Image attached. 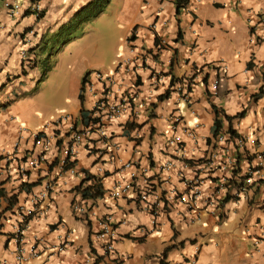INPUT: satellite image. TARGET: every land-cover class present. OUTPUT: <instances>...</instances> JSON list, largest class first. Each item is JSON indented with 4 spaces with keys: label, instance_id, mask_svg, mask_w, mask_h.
I'll list each match as a JSON object with an SVG mask.
<instances>
[{
    "label": "crops",
    "instance_id": "crops-1",
    "mask_svg": "<svg viewBox=\"0 0 264 264\" xmlns=\"http://www.w3.org/2000/svg\"><path fill=\"white\" fill-rule=\"evenodd\" d=\"M92 1L41 0L42 18L11 19L0 10V108L8 105L0 109V157H14L0 162L9 171L0 175V264H17L21 247L37 254L22 264H190L194 255L197 264H264L261 185L259 192L248 186L236 197L253 156H264V0H189L179 16L176 0H111L100 17L113 13V22H108L116 31L109 33L111 42L123 34L118 61L110 67L91 58L87 49L74 53L58 92L50 94L52 101L58 96L67 105L55 114L32 94L49 77L40 79L39 51L46 38L56 37ZM21 3L27 9V0ZM127 59L128 69L120 68ZM88 72L93 73L88 81L94 91H87L82 103ZM97 72L114 76L108 96L124 104L126 112L95 125L86 141L72 150L75 164L65 170L70 134L89 128L81 120L83 108L92 111L104 92ZM216 80L220 84L214 91ZM214 107L223 113L220 134L232 127L245 141L242 147L232 139L228 142L240 171L216 169L197 205H183L173 197V186L182 190L184 179L209 154L215 141ZM176 116L182 124L174 132ZM62 117L66 120L56 125ZM185 129L194 130L196 139H188ZM41 133L58 137L52 140L46 162L22 177L19 168L25 158L41 152ZM175 134L183 138L192 167L184 169L178 161L165 172L162 164L178 156L169 146ZM130 161L148 172H138L136 191L115 198V185L132 182L130 171L122 169ZM225 176L231 179L230 190L219 196L224 198L222 208L214 213L206 199L213 197ZM93 177L100 181L103 195L85 200L83 193L93 183L86 179ZM23 182L35 186L22 190ZM146 189L148 203L162 198L166 202L157 215L141 200ZM46 193L48 197H42ZM14 196L18 203L8 210ZM35 198L37 212L18 242L13 238L17 208L32 207ZM107 215L114 218L118 235L112 254L105 253L95 238L98 222ZM60 246L64 251H58Z\"/></svg>",
    "mask_w": 264,
    "mask_h": 264
},
{
    "label": "built area",
    "instance_id": "built-area-1",
    "mask_svg": "<svg viewBox=\"0 0 264 264\" xmlns=\"http://www.w3.org/2000/svg\"><path fill=\"white\" fill-rule=\"evenodd\" d=\"M22 0H0V10H4L7 13V16L11 19H19L28 15H35L37 17H40L43 14V7L41 6V0H27V9H25L24 4L21 3ZM28 53L24 51L22 53L23 59L28 58ZM130 65V59H127L125 63L122 64V67H125L128 69V66ZM95 76L98 78L99 81L103 82L104 85V92L102 94V97L96 98L94 109L97 110V112L101 113L102 116L100 117V121L98 124L100 125L104 120H112L122 117V115L126 112V106L122 103H116L110 100L108 93L111 88V86L114 84V76H106L101 73H96ZM219 81L216 80L213 83L212 89L214 91L218 90ZM88 92L92 93L94 91V88L92 87V82L88 81L86 85ZM96 97V95H95ZM64 120H66V117H62L61 119H58L56 122V125H60ZM174 125L173 129L174 132L177 130V126L182 124V118L180 116H176L174 119ZM97 124V125H98ZM96 125V126H97ZM95 127V125L93 126ZM91 127L85 129L82 132H72L70 135V144L68 145L66 149V155L71 154L72 150L82 144L86 141L88 136L90 135ZM196 132L191 129H185L183 131V134L188 139H196L195 134ZM55 138V136L46 137L42 136L37 139V145L41 146V152L33 157L27 158L25 169L27 170H35L38 169L42 163L46 162L47 159V152L52 147V140ZM236 141L237 144H239L241 147L244 144V140L240 137L232 138L229 134H221L217 138H215V141L211 142L210 144V152L204 158L203 163L201 165H198V170H195L196 172L190 176L186 177L184 179V187L181 190L176 189L173 186V197L178 200L183 205L188 204H194L197 205V203L204 197V191L203 187L205 183L209 180H211L214 177V172L218 168L222 169H228L232 168L235 171H240L239 167V161L237 160V157L232 153V148L228 142L230 140ZM169 146L172 149H175V153L178 156L171 157L170 160H167L165 163L162 164L161 169L165 172H170L177 166V162L179 161V164L184 167V169L191 168L192 165L190 163V155L187 149L184 148V141L183 138L179 134H175L171 137ZM13 155L8 154L7 157H0V162L2 161H11L13 159ZM199 162V161H198ZM122 169L124 171H130L132 182H126V183H118L114 186V188L111 191V194L115 198H124L130 193H133L136 191L135 183L134 181L138 178V172L147 173L148 170H141L137 167V164L130 161L127 162ZM23 171V169H22ZM4 172H9L8 169L4 168L0 165V175ZM264 156L263 154H255L253 156V161L249 165V169L247 171V180H246V186L242 189V186H239L238 191L236 190V197H239L243 191L246 190V187L251 186L255 182H262L261 188L264 196ZM145 176V175H144ZM259 179V181H256ZM169 178L167 179V182H169ZM242 182V181H241ZM230 184L231 179L227 178L226 176L222 179V181L216 185L215 194L213 197H209L206 199V205L211 208L212 212L218 213L221 211L222 204L224 198H220L219 196L221 194H226L228 190H230ZM51 188L50 185L47 186V190ZM150 196V190L146 189L140 193L141 200L143 203H145L147 210L157 215L158 210L162 205L166 204L165 201H163V198L160 200L155 201L154 203H148V198ZM42 197H48V193L45 195H42ZM41 198V197H38ZM36 200H32V207H26V206H19L17 208L16 216L18 217V221L15 224L13 234V238H15L18 242H21L23 240L24 232L27 228L28 221L30 217L34 216V214L37 212V198ZM159 199V198H158ZM165 200V198H164ZM77 210L84 212V208L82 207H76ZM117 231L114 224V218L111 215H107L104 218H102L98 222V231L95 233V238L97 241L101 244V247L107 254H112L116 250V240H117ZM58 251H64V247L60 246L57 248ZM37 256V254L32 251L31 253H26V251L21 247L18 249V255H17V264H22L26 261H29L30 259ZM190 264H197V255H194L190 261Z\"/></svg>",
    "mask_w": 264,
    "mask_h": 264
},
{
    "label": "rangeland",
    "instance_id": "rangeland-1",
    "mask_svg": "<svg viewBox=\"0 0 264 264\" xmlns=\"http://www.w3.org/2000/svg\"><path fill=\"white\" fill-rule=\"evenodd\" d=\"M112 17L113 13L109 10L103 17L83 25L77 35H70L66 38L49 37L45 39L43 49L39 51L40 79L44 78L48 69L50 70L49 77L46 83H38V88H35L34 93H32L45 110H52L55 114H59L63 112L61 110L67 108V105L58 96L52 101L50 94L58 92L56 87L67 76L69 72L68 64L74 53L87 49L88 54L94 60H100L110 67L117 63L121 44H123V34L117 35L116 41H110L109 37L112 35L109 33L114 35L116 32L114 26L109 27L108 25ZM111 22H113V19ZM66 43H71V45L69 49L64 51ZM183 111L185 114L188 113L187 108H184Z\"/></svg>",
    "mask_w": 264,
    "mask_h": 264
},
{
    "label": "trees",
    "instance_id": "trees-1",
    "mask_svg": "<svg viewBox=\"0 0 264 264\" xmlns=\"http://www.w3.org/2000/svg\"><path fill=\"white\" fill-rule=\"evenodd\" d=\"M111 0H94L92 1L87 7L81 9L79 11V13L77 14L76 18L74 21L68 23L67 25H64L60 28L58 35L56 37L59 38H66L70 35H74L76 34L79 29L90 22H94L97 18H99L102 14H104L108 8V6L110 5ZM176 4V8H177V15L179 16L181 14V12L188 7L189 5V0H176L175 1ZM182 36L181 31L179 32L178 35V39L179 40ZM131 40V39H130ZM67 45V43H66ZM157 45H159V42H157ZM49 69L47 70V73L45 74L44 78L47 77L48 73H49ZM92 72H88L85 77H84V81H83V87L81 89V102L83 103L84 101V93H85V86L87 84V79L89 77V75ZM44 78L42 80H44ZM191 90V88H189V91ZM8 105H3L1 108H6ZM0 108V109H1ZM214 111H215V123H214V138H217L218 135L221 133V131L223 130V126H224V120L221 117L223 115V113L217 109L216 107H214ZM102 116V114L99 112H97L96 109H93L92 111H87L85 110V108H83L82 111V115H81V120L82 123L86 126V127H91L94 128V125H97L98 122L100 121V117ZM228 121H230L229 118H227ZM228 133L231 135L232 138H237V133L232 129V127L229 128ZM46 133H41L37 136V139L44 136ZM58 135L56 134L55 138H57ZM62 140V139H61ZM61 140H59L57 143L62 144ZM27 158V157H26ZM24 160V163L20 166L19 171L21 173V176L24 177L23 175H26V177L29 175L30 170H26L25 167H27L26 162L28 159ZM1 161V160H0ZM75 164V162L73 163V161H71V157L70 154L68 155L67 159L65 160V164H64V169L68 170L70 169L73 165ZM23 169V171H22ZM242 182L240 184V186H242V189L245 188L246 186V180L247 177L246 175H242L241 177ZM93 181V183H91V185H89L86 190L83 193V199L85 200H97L100 196L103 195V190L100 187V181L95 177L93 178H88L86 179V182H90ZM259 184V185H258ZM262 184V182H255L254 184H252L250 186V188H257V191L259 192L260 190V185ZM35 185H31L28 182H23L22 185V190H27L29 191L31 187H34ZM28 188V189H27ZM9 207L8 210L13 209L16 204L18 203V199L14 196L12 198L9 199ZM32 217H30L31 219ZM29 219V220H30ZM29 223V221H28Z\"/></svg>",
    "mask_w": 264,
    "mask_h": 264
},
{
    "label": "clouds",
    "instance_id": "clouds-1",
    "mask_svg": "<svg viewBox=\"0 0 264 264\" xmlns=\"http://www.w3.org/2000/svg\"><path fill=\"white\" fill-rule=\"evenodd\" d=\"M188 6H189V5H188ZM185 9H187V7H186ZM185 9H184V10H185ZM43 13H44V12H43ZM42 16H43V14H42L39 18H42ZM162 48H163V47L161 46V44H159V49H162ZM120 67H121V66H120ZM97 73H100V72H97ZM91 74H93V73H91ZM91 74H90V75H91ZM95 74H96V73H95ZM101 74H102V73H101ZM90 75H89L88 79L90 78ZM103 75H104V74H103ZM106 76H108V75H106ZM88 79H87V83H88ZM100 83L103 84V85H105V84H104L103 82H101V81H100ZM86 85H87V84H86ZM85 89H86V90H85V93H86V92L88 91V89H87L86 86H85ZM85 93H84V94H85ZM227 134H229V133L227 132ZM70 135H71V134H70ZM219 135H221V134H219ZM219 135H218V136H219ZM229 135H230V134H229ZM230 136H231V135H230Z\"/></svg>",
    "mask_w": 264,
    "mask_h": 264
}]
</instances>
